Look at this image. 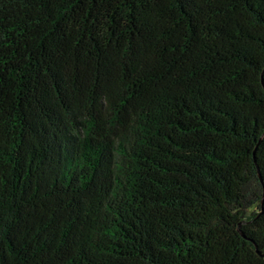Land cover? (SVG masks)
I'll return each instance as SVG.
<instances>
[{"label": "trees", "instance_id": "trees-1", "mask_svg": "<svg viewBox=\"0 0 264 264\" xmlns=\"http://www.w3.org/2000/svg\"><path fill=\"white\" fill-rule=\"evenodd\" d=\"M0 264H264V0H0Z\"/></svg>", "mask_w": 264, "mask_h": 264}]
</instances>
